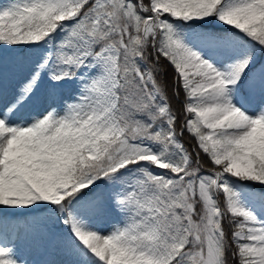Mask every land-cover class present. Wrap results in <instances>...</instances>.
Instances as JSON below:
<instances>
[{
  "label": "snow or ice",
  "instance_id": "obj_1",
  "mask_svg": "<svg viewBox=\"0 0 264 264\" xmlns=\"http://www.w3.org/2000/svg\"><path fill=\"white\" fill-rule=\"evenodd\" d=\"M0 264H264V0L0 4Z\"/></svg>",
  "mask_w": 264,
  "mask_h": 264
},
{
  "label": "trees",
  "instance_id": "obj_2",
  "mask_svg": "<svg viewBox=\"0 0 264 264\" xmlns=\"http://www.w3.org/2000/svg\"><path fill=\"white\" fill-rule=\"evenodd\" d=\"M166 64V62H164ZM166 68H167V71H166V76L165 78L171 82V77H172V72H173V69L170 67V66H167L166 65ZM181 99H183V94H181ZM194 143V141H193ZM205 160H207V157H204Z\"/></svg>",
  "mask_w": 264,
  "mask_h": 264
},
{
  "label": "rangeland",
  "instance_id": "obj_3",
  "mask_svg": "<svg viewBox=\"0 0 264 264\" xmlns=\"http://www.w3.org/2000/svg\"><path fill=\"white\" fill-rule=\"evenodd\" d=\"M7 2V0H0V4Z\"/></svg>",
  "mask_w": 264,
  "mask_h": 264
}]
</instances>
